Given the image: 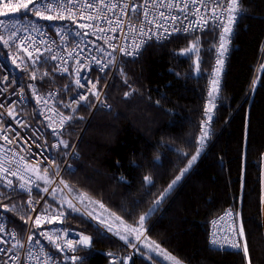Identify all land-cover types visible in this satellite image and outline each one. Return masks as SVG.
<instances>
[{
    "label": "trees",
    "instance_id": "1",
    "mask_svg": "<svg viewBox=\"0 0 264 264\" xmlns=\"http://www.w3.org/2000/svg\"><path fill=\"white\" fill-rule=\"evenodd\" d=\"M244 5L248 10L237 27L220 107L210 127L207 124L211 132L204 141L207 146L167 194L196 154L209 121L204 104L217 32L178 36L148 45L135 62L121 59L126 62L120 66L127 83L116 72L107 93L113 109L91 119L78 146L76 171L63 179L67 192L61 197L50 193L43 204L48 214L64 212V228L98 239L78 251L77 264L157 261L143 256L140 244L130 246L115 239L86 213L74 193L87 195L121 222L145 230L144 240L149 238L184 264H246L243 251L209 245L212 219L231 210L239 213L238 227L243 223L252 264H264V0H244ZM196 41L197 53L191 58L181 54ZM42 76V71L36 74L41 91L60 90L62 102L70 80L54 73ZM126 92L131 94L126 97ZM77 137L66 130L63 140L68 148L63 147L61 154L69 152ZM145 176L151 177L152 184L145 182ZM43 195L36 192L34 197L40 200ZM64 197L77 210L69 208ZM27 200L28 195L20 191L0 197V208L15 206L8 212L9 225L21 237L31 216ZM130 248H136L137 257Z\"/></svg>",
    "mask_w": 264,
    "mask_h": 264
},
{
    "label": "built area",
    "instance_id": "2",
    "mask_svg": "<svg viewBox=\"0 0 264 264\" xmlns=\"http://www.w3.org/2000/svg\"><path fill=\"white\" fill-rule=\"evenodd\" d=\"M4 2H7V0H4ZM20 2L21 0H11L13 5ZM143 3L144 0H132V6ZM177 3H179V0H177ZM199 6L200 5H197V7ZM212 6L213 5L209 2L208 9H211ZM0 10H3L2 5H0ZM5 11L7 14L5 16H0V19L5 20L6 23L15 22L16 28H18L19 31L17 32V36L14 41H10L8 47H4L3 44L0 43V104L4 105L3 108H0V113H3V115L0 116V128L10 127L11 129H14V131L0 133V158H7L12 152H16L18 156L28 155L27 152H22L20 149H30L32 155L28 156L29 164L39 166L42 170L44 167H49V176H51L53 172H57L58 174L54 175L55 183L47 193H44L40 200L34 197L37 192L36 189L38 184L35 178L27 171L22 172L23 180L5 174L7 179L12 180V188L4 186L6 181H0V197L14 191L25 193L28 195L26 205L31 212L25 234L21 237L18 230L9 225V211L5 212L4 207L0 208V224H3L5 228V231L0 233V240L6 241V243L0 244V249H5V251L0 252V262L7 261V264H42L45 257L44 254L41 253L40 249L43 247L45 252H49L56 257L57 264H77L80 260L78 251L84 247L83 245H80L78 250L75 252L65 249V251L61 253L57 251L56 247L51 244L45 236H41L40 233L44 232L46 234H51L52 232H58L60 234V238L56 240V243L60 244L61 247L64 246L67 239H72L75 244L79 240L80 236L87 235L83 231L75 228H64L62 226L63 221L61 217L57 216V219L51 220L50 217L53 216L51 214H49V217L47 218L44 217L42 215L45 212L43 210V204L52 192V188H56L57 185H60L62 189H64L63 191L65 193L67 192L64 185L59 182L64 179L66 173H73L76 171L75 164L76 160L79 158L78 146L91 119L99 112H110L113 109L111 103L107 101V93L110 83L117 72L116 67L110 66L108 69H105V72H98V66L93 59L94 57L101 60L109 59L104 52L98 50L97 46L106 49L107 52H111L112 49L103 40H97L96 36L91 35L90 29H79L69 20L62 22H47L38 19L32 13L25 15L24 9L22 8L16 12L11 10ZM149 11L151 12L149 19L155 17L162 25L161 28L157 29L155 24L145 23V35L140 36L138 32H130L128 30V22L130 21L138 27L143 17L142 12L136 15L129 14L128 17H123L125 21L124 33L127 34V39H125L124 34L118 31L115 33L116 39L112 40L111 43L116 45H128L132 42V38L135 37L137 42L140 40L146 41L143 45V49L145 50V48L150 44H163L178 36H196L211 29H214L217 32L213 63L206 85V100L204 104L205 118L207 119L209 115L211 116V120L207 122L210 127V124L216 118V112L220 107L225 75L228 69V62L232 54L234 38L241 18L238 23L232 25L233 32L226 34L223 32V27L220 23L210 18L208 19V23L201 29V17L199 14L192 15L193 7L191 4H189L187 14L179 12L178 9H173L172 12L169 13L168 9L159 6L155 8L150 7ZM217 11H220V9H217ZM116 12L119 14V9H117ZM160 12H164L165 15H176L179 19L174 22L171 20L161 19L159 17ZM201 14H204L206 17H210V11L205 8H201ZM138 16L139 19L137 18ZM75 19H77V23L88 22L87 20H79L78 17H75ZM97 22L101 23L102 26L107 27V25L103 24V21ZM223 23L227 25V20L225 19ZM33 24H35L36 28L39 29V32L33 30ZM189 26H191L193 31H174V29H186ZM60 28L63 29V32L58 35L57 30ZM164 28H167L172 34L169 36L168 33L164 32ZM148 29H151V31H148ZM8 31H16V29L10 28ZM85 31H88L90 34L88 36L77 35V33ZM0 34L7 37L8 32H6L3 28H0ZM109 35L113 34L109 33ZM222 35L225 36L223 48L220 47V37ZM158 36H166L167 38L158 39ZM28 37H31L32 39L29 40L27 39ZM149 37H151V39H149ZM40 41H45L46 43H40ZM89 41L92 43H89ZM37 48H39V52L35 51ZM49 48L51 51H48ZM24 49H27L28 52L32 53L31 59L28 57V54L24 51ZM69 52H79L83 57L81 63L90 65L91 70L85 69L81 71V77H91L93 81L97 80V78H101L100 83L97 86L101 92L100 100H97L91 94L89 91L91 85H88L86 80H82V83L86 85L84 88H78L76 86L75 76L72 74V68L75 65V57L69 58ZM52 55H56L57 59H48L47 63H44L45 59ZM112 55L117 57L118 63L122 58L133 59L132 57L123 56L119 51L113 52ZM61 58L67 60V64L63 66L68 68V72L63 74L53 67L54 65L62 63ZM13 59H15L16 63H13ZM32 60H37L35 74L39 71H42L43 74L48 73V75L50 73H54L60 78L67 77L68 80H70L69 85L66 87V92H64L67 95L62 102L59 101L61 95L60 90L54 89L41 91L37 79L31 78V73L34 70ZM218 60L221 61V63H218ZM17 65H20V67H17ZM75 66L79 67V65ZM4 77H7V80H4ZM214 80L217 81V84L215 85L217 89L216 91H213ZM254 82L255 78L253 84ZM29 85H33L38 91V94L44 97L48 103H37L36 98L33 95V88L29 87ZM210 92L212 93L211 97L209 96ZM79 95H86L88 97V101H81L79 105L73 103L74 99ZM210 99L212 100V104L214 106H211V111L208 112L207 109L210 107ZM89 102L92 106L85 107L89 104ZM12 105H15V120L9 117L6 111ZM33 105L35 113L31 114L33 111ZM69 105H71V107H69ZM105 105L108 107H105ZM73 108H75V112H73ZM81 110L85 111L86 114H81ZM61 116H72L73 119L65 122L61 127L59 123ZM16 120H19L21 125L24 126L21 127L20 125H17ZM75 122L79 126L75 125ZM50 123L51 127L48 126ZM53 128L56 129V132L59 134L58 136L53 134ZM67 129H70L74 134H78V137L72 148L69 150V153L67 152L65 154H61L63 145H60L59 148L54 147V145H57L59 140H63V135ZM207 132L208 134H211L209 129ZM17 133H19L20 138L16 139L13 144H8L3 140V135L6 134L10 138H14ZM37 136L39 139H37ZM206 146L207 144L205 143L204 148ZM5 149H8V152H5ZM37 161H39V164L36 163ZM53 161L55 162V165L59 166L58 170L55 168V165L52 164ZM11 167L15 168L16 165L13 163ZM25 181H31V183L25 184V189H30V191L20 188L19 185ZM29 201L32 202V207L29 206ZM33 208L35 209L34 211ZM229 211L231 210H228L220 216L212 219L210 224L209 245L210 240L212 239V234L216 233V237L220 240V243L224 245V250L240 252L242 249L237 250L229 246V240L235 239L237 242H240L239 237L233 236L232 233V228H238L236 215L233 211H231L233 215L228 216L227 213ZM38 215L41 216V223L36 225L34 222ZM221 217L224 219H221ZM214 221L216 222L215 224L213 223ZM100 229L102 228L100 227ZM62 230H66L69 235L65 236ZM102 232L107 233L104 229H102ZM12 233H15L17 238L24 245L23 248L16 249V251L20 254L19 260L9 259V257L14 256L15 254L12 249L16 244V241L13 239ZM30 234L34 237L31 243L28 242V236ZM107 235L110 234L107 233ZM88 237L91 241L98 240L95 237ZM225 237H228V239H225ZM37 239L40 241L39 244L36 243ZM53 239L56 238L53 237ZM129 251L134 258L138 256L135 248L129 249ZM65 256H75L78 259L74 262L71 259H65ZM126 262H128V259Z\"/></svg>",
    "mask_w": 264,
    "mask_h": 264
},
{
    "label": "snow or ice",
    "instance_id": "3",
    "mask_svg": "<svg viewBox=\"0 0 264 264\" xmlns=\"http://www.w3.org/2000/svg\"><path fill=\"white\" fill-rule=\"evenodd\" d=\"M211 3L213 6L211 9H208V3ZM189 4L193 7L192 15H200L201 17V29L204 25L208 23V19H212L214 21H217L220 23V25L223 27L224 33H232L233 28L232 25L238 23L239 19L243 14L247 13V7L244 5V0H179V3H177V0H144L143 4H138L135 6H132V0H21L20 3H17L13 5L11 3V0H7V2H4V0H0V5H2V9L0 10V16H5L7 12L5 10H11L13 12L19 11L21 8L24 9V14L27 15L28 13L34 14L38 19L44 20L47 22H56V21H65L69 20L71 23L76 25L79 29H90L91 35L96 36L97 40H103L106 44L111 47L112 51L107 52L106 49L101 48L97 46L98 50L101 52H104L109 59L107 60H101L97 58H93L98 66V72H105V69H108L110 66L116 67L117 72L124 77V82L127 83V76L126 73L123 70V67L120 66L122 64H126L124 61H120L118 63L117 57L113 56L112 53L119 51L123 56L132 57V62H135V58L141 56L143 49V45L146 43L144 40H140L139 42L136 41L135 37L132 38V42L128 45H116L112 44L111 41L116 39L115 33L118 31L122 34H124L125 39H127V34L124 33V24L125 21L123 17H128L129 14L136 15L138 13L142 12L143 19L140 21L139 26L137 27L135 24L128 22V30L133 33H139L140 36L145 35V23L147 24H155L156 28L159 29L162 27V25L157 21L155 17L152 19H149V16L151 15V12L149 11V8H155V7H163L168 9L169 13L172 12L173 9H178L179 12L187 14V10L189 8ZM197 5H200L197 7ZM31 6V7H30ZM201 8H205L206 10L210 11V17H206L204 14H201ZM119 9V14H117L116 10ZM217 9H220V11H217ZM92 10V11H88ZM111 14V15H109ZM75 17H78L79 20H87V23H77V19ZM159 17L164 20H171L176 21L179 19L176 15H165L164 12L159 13ZM139 19V16L137 17ZM227 20V25L223 23L224 20ZM97 21H103V24L107 25V27L102 26L101 23ZM95 22V23H94ZM0 28H3L6 32H8L7 37H5L3 34H0V43L3 44L4 47H8L10 41H14V39L17 36V32L19 31L18 28H16L15 22H5V20L0 19ZM10 28H15L16 31H8ZM32 28L34 31L39 32V29L36 28L35 24L32 25ZM148 31H151V29H148ZM174 31H193L191 26H189L186 29H174ZM63 32V29L60 28L57 30V34L60 35ZM164 32L168 33L170 36L172 33L168 31L167 28H164ZM109 33H112L113 35H109ZM90 33L88 31L77 33V35H84L88 36ZM158 39H166L167 37H157ZM27 39L31 40V37H28ZM151 39V37H149ZM221 39V45L220 47L223 48L224 44L223 41L225 40V36L222 35L220 37ZM40 43H46L45 41H40ZM89 43H92L89 41ZM78 47V46H77ZM25 52H27L28 57L31 59L32 53L28 52L27 49H24ZM35 51L39 52V48L35 49ZM48 51H51L49 48ZM198 52V41L194 42L191 46L186 48L181 54L182 55H188L189 58H191V55L193 53ZM42 55V53H41ZM69 58L75 57V65H79V67H76L75 65L72 68V74L75 76V84L78 88H84L86 85L82 83V80H86L88 85H91V88L89 91L91 94L97 99L100 100L101 98V92L97 88L98 84L100 83L101 78H97V80L93 81L91 77H81L80 72L88 69H90V65L88 64H82L81 60L83 57L80 55L79 52H69L68 53ZM38 59V58H37ZM48 59L55 60L57 59L56 55H52L45 59L44 63H47ZM62 63L58 65H54V69L59 70L61 74L68 72V68L64 67L63 65L67 64V60H64L61 58ZM13 63H16L15 59H13ZM218 63H221V61L218 60ZM37 64V60H32V66H33V72L31 73V78L36 79L35 74V66ZM198 62H197V69H198ZM17 67H20V65H17ZM48 73H44L43 76H47ZM43 76L41 79H43ZM4 80H7V77H4ZM217 84V81H213V91H216L215 85ZM29 87L33 88V95L36 98L37 103H44L47 104L48 101L40 96L38 94V91L35 89L33 85H29ZM67 87V86H66ZM131 87V86H129ZM131 93L126 92L125 96H129ZM51 95V94H50ZM209 96H212V93H209ZM81 101H88V97L86 95H79L77 98L74 99L73 103L76 105H79ZM210 107L207 109L208 112L211 111V106H214L212 104V100L209 101ZM92 106L89 102L88 105L85 107ZM4 105L0 104V108H3ZM71 107V105H69ZM105 107H108L105 105ZM7 115L11 117L13 120L16 119V112H15V105H12L7 110ZM73 112H75V108H73ZM60 115L59 113H57ZM3 113H0V116H2ZM72 116H61V119L59 120V123L61 127L63 124L67 121L72 120ZM208 120H211V116H208ZM17 125H20L23 127L24 125H21V122L19 120H16ZM51 127V123L48 125ZM204 131L199 139L200 147L197 148L196 154L193 155L188 163V166L185 167L181 172L180 175L176 177L175 180L172 181V184L169 185L167 191H170L177 182L184 176L185 173L189 171V169L192 167V163L197 160V158L200 155V152L202 151L204 147V141L206 137L208 136L207 132V122L204 124ZM8 131H14V129L9 128H0V133H7ZM53 134L59 135L56 132V129L53 128ZM35 135V134H34ZM19 133L16 134L14 138H10L8 135H3V140L8 144H13L16 139H19ZM37 139L39 137L37 136ZM26 143V141H25ZM60 145H63L64 148H68V144L64 140H59L57 145H54V147L59 148ZM39 146V145H37ZM5 152H8V149L4 150ZM20 151L27 152L28 155L24 156H18L16 152H12L11 155L7 158H0V181H6L4 184L7 188H12L13 183L11 179H7V175L17 177L18 179L23 180L22 172L31 171L33 173H39L41 169L39 167L31 168L28 162V156L32 155L30 152V149H24L21 148ZM181 155H187V153H180ZM15 164L16 167H11L12 164ZM39 164V161L36 162ZM53 165H55V162H52ZM58 165H55V168L58 170ZM43 176H39V179H43L46 184L51 185L55 183V180L48 175L49 173V167L43 168ZM58 174L57 172H53V176ZM144 180L147 184H152V180L150 176H145ZM31 183V181H25L24 183H21L19 186L21 189L30 191V189H25V184ZM60 184H63L65 188H68L69 186L65 184L63 180L59 182ZM44 192H48L49 188L44 187L42 189ZM57 188H52L51 194L53 197H55V194L57 192ZM62 192V190H60ZM69 191H71L69 189ZM86 195L83 193L78 194L75 199H79L81 202L83 199H86ZM163 199V197H161ZM64 203L67 204L69 208H73V210H77L75 208V205L72 203V200L67 199L64 197ZM156 205L160 203V200L158 199L156 202ZM29 206L32 207V202L29 201ZM102 206V205H101ZM14 207L12 209H9L7 206H4V211H12L14 210ZM64 205L61 204V209H63ZM35 209L33 208V211ZM155 211V207L150 209L149 212ZM44 217H49V214L47 211H45L42 214ZM228 216H232L233 213L229 211L227 213ZM237 217H239V213L235 214ZM64 212L60 211L58 213V217H63ZM57 216H51V219H57ZM30 219V217L28 218ZM221 219H224L221 217ZM145 221V216H140V226L142 227ZM27 222V220H25ZM50 222V221H49ZM36 225H39L41 223V216L38 215L35 222ZM216 223L215 221L213 222ZM5 228L3 224H0V233L4 232ZM64 232L65 236H68L69 233L66 230H62ZM131 231L135 232L136 229L132 228ZM233 236H238L240 238V241L243 243L237 242L235 239L229 240V246L233 249L241 250L243 251V255L246 261V264H252L250 256H249V247H248V241L245 235V230L243 223L241 222L239 224L238 228H232ZM41 236H45V238L53 244L57 251L63 253L65 249L70 250L72 252H75L78 250L80 245H83L85 247H89L92 243L91 239L88 236H80L79 240L74 244L72 239H67L64 243V246L61 247L60 244L56 243V240L60 238V234L58 232H52L51 234H46L44 232L40 233ZM13 239L16 241V244L13 246L12 251L15 253L14 256L9 257V259L19 260L20 254L16 249L23 248V243L20 242V240L17 238V235L15 233H12ZM55 237L56 239H53ZM34 237L30 234L28 236V242L31 243L33 241ZM121 239H125V237H121ZM225 239H228V237H225ZM6 241L0 240V244H4ZM36 243L39 244L40 241L37 239ZM210 245L213 249H220L224 250V245L220 243V240L216 237V233L212 234V239L210 240ZM157 248H159V245H156ZM5 251V249H0V252ZM41 253L44 254V261L42 264H57L56 257L52 255L49 252H45L44 248L41 247L40 249ZM65 259H71L74 262L78 259L75 256L68 257L65 256ZM174 260V258H172ZM0 264H7V261L0 262ZM174 264H179V261L174 260Z\"/></svg>",
    "mask_w": 264,
    "mask_h": 264
},
{
    "label": "rangeland",
    "instance_id": "4",
    "mask_svg": "<svg viewBox=\"0 0 264 264\" xmlns=\"http://www.w3.org/2000/svg\"><path fill=\"white\" fill-rule=\"evenodd\" d=\"M29 165L31 168L39 167L33 164H29ZM27 172L35 178L38 184V187L36 189L37 192L44 194L45 192L42 190L44 187H48L49 189L52 187L53 184L48 185L45 183L43 179L38 178L39 176L44 175L42 169L39 173H33L31 171H27ZM50 177L55 179L53 175H51ZM56 188L58 190L55 194V197H61L64 193L62 187L60 185H57ZM60 190H62V192ZM74 196L77 197L78 194L74 193ZM86 197L87 198L83 199L82 202L79 199H76V200L81 205V207L86 211V213L97 224H99L101 227L109 231V233L115 239H117L118 241L124 242L130 246H133L132 244L133 242H136V246L140 244L141 245L140 252L142 253V255L150 260L152 259L156 260L157 262L153 261L154 264H174V260L178 261L171 254L163 250L161 247L157 248L156 244L152 242L151 240H149V238L144 240L145 232H146L145 230L135 228L136 229L135 232L131 231V229L134 228L133 226H130L128 224L121 222V220L117 216L113 215L108 209L103 208L97 201L93 200L87 195ZM263 202H264V197H263ZM121 237H125V239H121ZM172 258H174V260ZM179 264H184V263L179 261Z\"/></svg>",
    "mask_w": 264,
    "mask_h": 264
},
{
    "label": "bare ground",
    "instance_id": "5",
    "mask_svg": "<svg viewBox=\"0 0 264 264\" xmlns=\"http://www.w3.org/2000/svg\"><path fill=\"white\" fill-rule=\"evenodd\" d=\"M80 157V156H79ZM78 160H79V158H78ZM77 161V160H76Z\"/></svg>",
    "mask_w": 264,
    "mask_h": 264
}]
</instances>
